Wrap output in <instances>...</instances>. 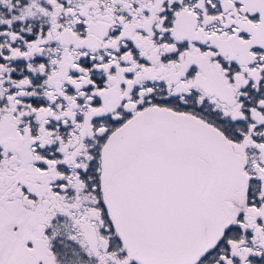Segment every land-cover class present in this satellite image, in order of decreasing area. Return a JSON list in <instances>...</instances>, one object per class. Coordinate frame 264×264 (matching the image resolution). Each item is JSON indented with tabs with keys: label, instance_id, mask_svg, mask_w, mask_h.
I'll list each match as a JSON object with an SVG mask.
<instances>
[{
	"label": "snow or ice",
	"instance_id": "obj_1",
	"mask_svg": "<svg viewBox=\"0 0 264 264\" xmlns=\"http://www.w3.org/2000/svg\"><path fill=\"white\" fill-rule=\"evenodd\" d=\"M0 264H264V0H0Z\"/></svg>",
	"mask_w": 264,
	"mask_h": 264
}]
</instances>
